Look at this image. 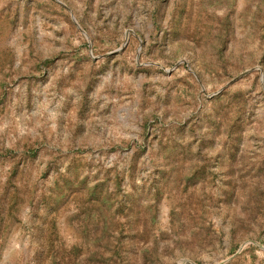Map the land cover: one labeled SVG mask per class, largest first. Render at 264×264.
<instances>
[{"label": "rangeland", "instance_id": "rangeland-1", "mask_svg": "<svg viewBox=\"0 0 264 264\" xmlns=\"http://www.w3.org/2000/svg\"><path fill=\"white\" fill-rule=\"evenodd\" d=\"M0 264H264V0H0Z\"/></svg>", "mask_w": 264, "mask_h": 264}]
</instances>
